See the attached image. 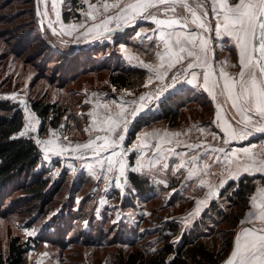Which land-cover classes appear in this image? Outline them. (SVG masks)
<instances>
[{
    "label": "rangeland",
    "instance_id": "374dc122",
    "mask_svg": "<svg viewBox=\"0 0 264 264\" xmlns=\"http://www.w3.org/2000/svg\"><path fill=\"white\" fill-rule=\"evenodd\" d=\"M104 2L0 0V98L21 106L25 123L18 134L25 132L23 136H32L42 142L39 143L42 163L38 169L47 168L51 185L59 184L49 204L40 211L39 206L33 204L34 200H24L18 191H10L13 185L7 192H0V256L6 254L11 237L18 235L25 244L27 264H119L120 251L127 252L136 246L150 250L158 248L163 243L162 233L171 230L165 228V222L171 220L178 224L177 234L170 239L174 246L180 243L184 232L195 227L201 239L219 251L223 261L240 223L233 224L235 216L243 212L233 193L235 186L229 187V180L223 187H217L220 196H211L210 202L215 199L221 215L215 218L204 215L210 202L197 211L204 188L197 185L198 175L189 177V170H197L200 164L198 159L193 162L188 154L179 155L181 148L178 145L181 138L196 143L204 141V128L212 123L213 101L204 92L183 87V78L175 89H169L159 98L148 99L160 91L161 83L144 85L147 69L129 56L133 57V50L143 59L137 62L155 60L154 49L147 47L150 41L154 44V36L148 39L153 31L152 23L138 19L134 24L121 22L117 28V22L113 20L108 25L112 32H103V28L100 29L103 35L87 32L107 15L115 16L119 11L110 8L103 13L101 5ZM107 2L113 4L116 0ZM37 3L43 17L42 29L36 13ZM90 5L101 10L95 20L86 15L92 10ZM45 11L47 17L43 15ZM66 13L68 19H65ZM210 14L209 6V18ZM49 22H52V28L48 27ZM73 24L84 26L67 35V26ZM136 45H141L142 49L134 50ZM58 48L65 53H58ZM74 51L76 59L72 61L78 64L91 57L95 61L81 69L82 65H77L73 73H69L71 68L67 67L64 77L61 73L65 66L63 60ZM118 62L145 70L141 88L117 89L108 83L107 75ZM182 74H185L183 68H178L163 83H170L172 75L181 77ZM179 93L188 96L189 102L181 109L175 126H170L166 120H158L143 126L134 139L128 141L129 131L139 117L157 114L169 96ZM141 96L146 97L144 110L132 117V111L142 103ZM33 99L57 102L65 108L60 123L52 126L48 119L41 128V119L31 107ZM121 107L128 124L127 131L122 133L125 139L119 146L101 151L98 156L90 149L73 151L77 144L87 143L96 136L110 135L101 130L107 127L102 120L108 114L114 116ZM93 127L97 130L93 131ZM175 133L180 134L173 135ZM159 139L165 141L158 151ZM49 140L54 143H43ZM102 143L103 140L96 141L97 145ZM60 148H66L67 152L54 154ZM113 150L121 154L114 159L123 160V175L119 163L108 171L107 158ZM100 161H104L103 165ZM182 161L185 166L178 169ZM165 164L168 167H164ZM130 171L147 178L149 188L153 189L139 193L129 180ZM191 190L194 195L188 197L187 192ZM196 221L200 222L195 224ZM29 232L33 235H28ZM45 253L47 255H43Z\"/></svg>",
    "mask_w": 264,
    "mask_h": 264
},
{
    "label": "snow or ice",
    "instance_id": "6c2138e0",
    "mask_svg": "<svg viewBox=\"0 0 264 264\" xmlns=\"http://www.w3.org/2000/svg\"><path fill=\"white\" fill-rule=\"evenodd\" d=\"M39 2L43 3L44 0ZM87 2L88 0H85V3ZM209 6L214 24L208 20ZM52 7L55 9L56 4L53 3ZM101 7L105 14L110 8H118L119 11L115 16L107 15L99 24L88 28L87 32L95 31L97 35L112 32L113 29L108 25L113 20H116L117 28L121 22L134 24L138 19L151 20L154 23L153 32L156 33L154 43L160 48L155 53L158 63L153 66L141 62V66L153 74L155 80L161 83V87L154 97L148 99L159 98L164 92L175 89L181 83L177 75L170 77V83H163L168 77V72L180 65L187 76H190L183 82L197 85L216 101L215 122L227 137L224 140L225 144L231 140L255 138L256 133L264 135V0H116L113 4L105 0ZM90 8L92 10L86 15L89 19L95 20L96 16L101 14V10L96 5H90ZM37 15H41L39 9ZM43 15L47 17L48 13L45 11ZM56 19L59 22L58 12ZM83 26L69 25L66 34L72 35L73 31ZM48 27L52 28V22H49ZM61 27L63 31L64 26ZM101 28L103 32L100 31ZM53 32L55 33V29ZM139 35L140 33H137V36ZM223 38H227L226 44L230 42L237 50L238 61L237 64H230L227 60L219 61L217 67L212 63L214 55L212 43ZM148 39L152 37L149 36ZM129 59L136 58L129 56ZM237 66L240 69L238 73L225 70ZM196 69L202 71L198 73ZM148 83H153L152 76L149 77ZM139 99L142 103L132 111V117H136L144 110L143 102L146 97L141 96ZM107 107L108 105H105V108ZM102 123L107 127L101 130L110 135L96 136L87 143L77 144L73 151L90 149L98 156L101 151L115 149L124 141L125 136L122 133L127 131L128 121L122 107L114 116L106 115ZM96 130L93 127V131ZM200 130L203 131L202 128ZM20 135H25V132H21ZM215 135L213 133L214 138ZM112 136H115V139ZM98 140H103V143L97 145ZM36 142L42 143L39 140ZM43 143L50 145L54 142L49 140ZM156 147L159 149L160 145L157 144ZM214 151L224 152L225 149L220 147ZM65 152L66 148H60L54 154L63 155ZM120 155L113 150L111 156L107 158L109 172L116 163H119V171L123 175L125 169L123 160L114 159ZM197 159L199 156L191 157L193 162ZM224 159L228 166L229 178H234L241 172L264 173V141L259 146L251 144L238 151L225 153ZM99 163L103 165L104 161ZM184 166L185 162L182 161L177 168ZM140 167H143V164ZM164 167L168 165L165 164ZM197 174L196 169L189 170V177ZM224 183L226 181H221L220 187H223ZM216 194L212 189L208 193L209 197ZM251 204L252 210L248 213L251 226L242 228L237 234L234 250L226 264H264V188H259L257 194L251 197ZM256 221L260 223V227L256 226ZM28 235L33 233L29 232Z\"/></svg>",
    "mask_w": 264,
    "mask_h": 264
},
{
    "label": "trees",
    "instance_id": "16d2710c",
    "mask_svg": "<svg viewBox=\"0 0 264 264\" xmlns=\"http://www.w3.org/2000/svg\"><path fill=\"white\" fill-rule=\"evenodd\" d=\"M67 13L65 19H68ZM39 22V21H38ZM42 29V28H41ZM59 49V50H58ZM58 53H65L58 48ZM75 50V49H74ZM84 51V50H81ZM74 52L64 58L65 66L61 68L64 77L67 74V67H70L69 73H73V68L82 65L83 68L89 63H94L93 57L78 64L74 61ZM84 54V52H83ZM86 54V53H85ZM84 54V55H85ZM73 55V56H72ZM70 56V57H69ZM70 58H72L70 60ZM82 61V60H81ZM93 61V62H92ZM83 63V64H82ZM107 75L109 84L117 89L138 90L144 83L145 70L138 67H130L125 64L116 63ZM190 92V90H188ZM188 94V93H186ZM190 98V96H189ZM189 102L188 96L184 93L171 95L162 104V110L152 116L139 117L133 128L129 131V142H131L136 132L143 126L149 125L158 120H166L170 126H175L179 121L181 109ZM57 102H48L33 99L31 101L32 109L41 119V128L48 122L52 126H57L66 109L61 108ZM25 123L24 112L21 106L16 102H11L0 98V192H7V188L13 185L10 190L18 191L25 199L34 200L35 205L39 206L38 211L49 204L53 194L57 192L59 184L51 185V177L46 173L47 168L38 169L42 161V151L39 144L32 136H21V131ZM259 175H243L238 180H231L227 185L235 186L236 197L240 201L242 211L249 206L248 196L256 187V179ZM264 178V177H263ZM129 180L139 193H144L149 189V181L134 171L129 172ZM262 180V179H261ZM260 180V181H261ZM263 181V180H262ZM221 193V191H220ZM221 195V194H220ZM219 195V196H220ZM213 199L204 211V215H211L214 218L221 215L219 207L215 205ZM241 214L235 216L237 225L242 217ZM201 219V218H200ZM199 219V220H200ZM205 222V219L202 220ZM200 221H196L198 224ZM232 224V225H233ZM165 228L171 229L162 233L163 243L156 249L150 250L141 246L124 252L118 253L119 264H220L222 261L218 250H215L201 239L199 231L192 227L184 232L182 239L177 246H174L170 239L177 234L178 224L168 220L165 222ZM24 242L18 235H14L8 242V248L5 255L0 256V264H27L26 250Z\"/></svg>",
    "mask_w": 264,
    "mask_h": 264
},
{
    "label": "crops",
    "instance_id": "0c3cea01",
    "mask_svg": "<svg viewBox=\"0 0 264 264\" xmlns=\"http://www.w3.org/2000/svg\"><path fill=\"white\" fill-rule=\"evenodd\" d=\"M208 20L214 24L215 21L212 18V14H210V18L208 16ZM150 22L152 23V29L153 30L155 28L154 23L150 20ZM150 36H154V41L156 40V33H154L153 31H151ZM227 38H223V39H219L215 42L212 43V47L214 49V55H215V60L212 61V63L214 65H216L217 67L219 66V61H224L227 60L230 64H237L238 61V56H237V50L231 46V43H227ZM142 45V44H141ZM141 45L139 46H135V49H139L141 47ZM147 47L150 48V50L155 51V53L157 51L160 50V48L157 46L156 43L152 44V42H148ZM131 54L133 55V57L136 58V63H139L141 66V62H137L140 61V58L138 56V54L134 53L133 50L131 52ZM213 55V56H214ZM142 59V58H141ZM143 60V59H142ZM143 63V62H142ZM144 63L149 64V65H153L155 66L158 63L157 58H155V60H148V61H144ZM181 68L180 65H177L176 68H174L172 71L168 72V75L175 71L176 69ZM226 71L230 72V73H238L240 71L239 67H228L225 69ZM189 72H191L192 70H188ZM195 71H197L198 73L202 71V69H196ZM147 76L145 79V84H148V79L150 76H152L153 82H157L155 80V77L153 76V74L151 72H149L147 70ZM185 73V72H184ZM184 75V76H183ZM183 78L185 81V79L190 78V76H187V74H182V76L180 77V79ZM167 79V78H166ZM165 79V80H166ZM183 87H192L194 89H197L201 92L202 89L198 88L197 85H188L186 83H183ZM205 94H207L206 92H204ZM208 95V94H207ZM209 96V95H208ZM210 99L211 96H209ZM213 101V117H212V123L210 124V127H205L204 128V141H199L198 143L196 142H192V140L187 141L183 138H181V140L179 141L181 144L179 145L180 149V154L179 155H184L186 156L188 154L189 157L192 156H199V159L197 161L198 164H200V166L198 165L197 168V180H198V184L199 186L204 188V192L201 194L202 199L199 200V203L197 205L198 208H196V210H203L205 207L208 206L210 200L212 199V197H209L208 193L210 191V189L215 190L217 189V187H220L221 181H226V183L229 180H238L240 179L243 175L248 174V173H244L241 172L239 175L235 176L234 178H229V170H228V166L227 163L224 159L225 157V153H230L232 151H238L241 148L244 147H249L251 144H256L257 146H259L261 144L262 141H264V135L256 133L254 134L255 138L253 137H249L248 140H231L230 143L225 144L224 140L227 139V137L225 136L224 132L217 127V122H215L216 119V101ZM213 133H215V138L213 137ZM184 136V135H183ZM165 140H157V144L161 146V143H164ZM204 147V149H203ZM220 147H223L225 149L224 152H219V151H214L215 149H219ZM149 148V147H148ZM177 147H174V149ZM161 148L157 149L158 151ZM176 150V149H175ZM184 151V153L182 152ZM205 165H207V167H205ZM232 170L234 171V166L232 168ZM202 174H204L202 176ZM248 175H259L261 177H258L256 179V187L255 189L249 194L248 196V200H249V206L247 209H245V211L242 214V217L240 218V223L238 225V228L240 226H246L247 224H251L249 221V217H248V213L250 212V210H252V204H251V197L257 194V190L259 188H264V173H252V174H248ZM263 181H262V180ZM261 180V181H260ZM202 181L204 183H202ZM224 183V184H226ZM194 191H188V197H192L194 194ZM203 202V203H201ZM187 217V216H186ZM196 218H194L195 220ZM257 227H260V223L258 221L255 222Z\"/></svg>",
    "mask_w": 264,
    "mask_h": 264
},
{
    "label": "water",
    "instance_id": "95a60500",
    "mask_svg": "<svg viewBox=\"0 0 264 264\" xmlns=\"http://www.w3.org/2000/svg\"><path fill=\"white\" fill-rule=\"evenodd\" d=\"M38 9H39V11H40V8H39L38 3H37V4H36V13H37V10H38ZM40 13H41V11H40ZM37 18H38V21H39V24H40L41 28H43V17H42V13H41L40 16L37 15ZM213 60H215V55L213 56ZM215 192L217 193L216 196H218V195L220 194V190H218V189H215ZM246 226H251V224H247ZM246 226H240V227L237 229V231H236V233H235V235H234V239H233L232 247H231V249H230L228 255L226 256V258H225L220 264H226V261L230 258V254H231L232 251L234 250V241H235V238H236L237 234L240 233L241 229L244 228V227H246Z\"/></svg>",
    "mask_w": 264,
    "mask_h": 264
},
{
    "label": "bare ground",
    "instance_id": "6f19581e",
    "mask_svg": "<svg viewBox=\"0 0 264 264\" xmlns=\"http://www.w3.org/2000/svg\"><path fill=\"white\" fill-rule=\"evenodd\" d=\"M246 227H249V226H246Z\"/></svg>",
    "mask_w": 264,
    "mask_h": 264
}]
</instances>
